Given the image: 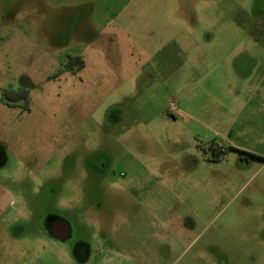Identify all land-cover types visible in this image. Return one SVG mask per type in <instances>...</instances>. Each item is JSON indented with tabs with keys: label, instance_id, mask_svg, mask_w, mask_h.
<instances>
[{
	"label": "rangeland",
	"instance_id": "374dc122",
	"mask_svg": "<svg viewBox=\"0 0 264 264\" xmlns=\"http://www.w3.org/2000/svg\"><path fill=\"white\" fill-rule=\"evenodd\" d=\"M261 90L264 0H0V264H186Z\"/></svg>",
	"mask_w": 264,
	"mask_h": 264
},
{
	"label": "crops",
	"instance_id": "0c3cea01",
	"mask_svg": "<svg viewBox=\"0 0 264 264\" xmlns=\"http://www.w3.org/2000/svg\"><path fill=\"white\" fill-rule=\"evenodd\" d=\"M258 97L263 100L259 110L244 114L243 145L234 142L230 146L235 154L246 157L247 165L250 159L257 161L248 169V181L233 196L242 195V199L226 203L233 207L223 222L226 228L220 223L218 231L194 249L186 264H264V90ZM196 243L193 240L189 246Z\"/></svg>",
	"mask_w": 264,
	"mask_h": 264
},
{
	"label": "flooded vegetation",
	"instance_id": "af4514ba",
	"mask_svg": "<svg viewBox=\"0 0 264 264\" xmlns=\"http://www.w3.org/2000/svg\"><path fill=\"white\" fill-rule=\"evenodd\" d=\"M9 92V91H7ZM28 98V94L26 98L21 99L20 101H27ZM10 104L15 105L17 102H11L10 100H7ZM19 102V101H18ZM6 191V198H7V203H4V207L2 209L3 211V218L7 219V220H12L13 218H15L14 214L10 211L11 208L14 209L15 207V203L14 200L11 199V195H10V191L9 190H5ZM24 201H22L21 204H23ZM53 221L50 222V224L48 223L46 225V229L43 227V231H41L42 233H46L47 235L51 234L53 238H63L65 239L66 237H68L67 233H65V227H64V223L61 220L58 219H52ZM85 255V252L83 253Z\"/></svg>",
	"mask_w": 264,
	"mask_h": 264
},
{
	"label": "trees",
	"instance_id": "16d2710c",
	"mask_svg": "<svg viewBox=\"0 0 264 264\" xmlns=\"http://www.w3.org/2000/svg\"><path fill=\"white\" fill-rule=\"evenodd\" d=\"M5 97L7 100H10L11 102H18L23 98L27 97V92L26 91H9L5 92Z\"/></svg>",
	"mask_w": 264,
	"mask_h": 264
},
{
	"label": "water",
	"instance_id": "95a60500",
	"mask_svg": "<svg viewBox=\"0 0 264 264\" xmlns=\"http://www.w3.org/2000/svg\"><path fill=\"white\" fill-rule=\"evenodd\" d=\"M64 227H65V233H67V235H68V233H69V227H68L67 224H64ZM58 239H63V238L60 237Z\"/></svg>",
	"mask_w": 264,
	"mask_h": 264
}]
</instances>
